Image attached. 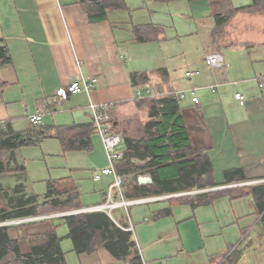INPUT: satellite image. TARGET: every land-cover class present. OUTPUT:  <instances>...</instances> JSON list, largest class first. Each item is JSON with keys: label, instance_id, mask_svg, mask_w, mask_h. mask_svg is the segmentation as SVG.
Segmentation results:
<instances>
[{"label": "crops", "instance_id": "crops-1", "mask_svg": "<svg viewBox=\"0 0 264 264\" xmlns=\"http://www.w3.org/2000/svg\"><path fill=\"white\" fill-rule=\"evenodd\" d=\"M131 1L125 0L127 8L124 10H108L106 20L90 22L79 0H0V45H5L10 57L9 63L0 64V123L4 124V127L0 125V140H8L9 136H6V134L10 135L17 132L23 135V133L29 130L33 131L30 135L36 137L32 145L0 148V193L6 203H13V197L23 194L28 197L36 196L38 202L46 200L47 195H51L50 198L52 199H59L60 202L66 201L69 193H55L52 188L47 187V181L67 177L71 178V176L49 178L45 180V191L42 194H35L27 186L26 167L20 151L21 148L26 146L40 145L45 140L39 136L40 128L50 125L64 126L91 122L87 109L89 97L86 94L79 93L62 98L61 100H58L55 96V91L58 88L64 87L77 79L80 74L84 77H96L98 79L96 87L90 94L94 102H115L111 113L110 130L118 133L123 138H139L145 122L149 119L147 117V113L149 115L148 108H138L140 105L139 101L142 99H135L134 92L136 87H149L151 89L153 96L145 98H156L162 95V93L151 88L156 84L164 88L169 87L172 92L186 89V87L176 85V79L171 78L170 73L165 67L145 70L138 66L136 57L140 50L136 47L140 44L154 42L155 40H163L165 38L163 26L165 28L167 26L161 22H153L147 18L151 13H155L148 7L151 0H134V3L130 4ZM261 1L262 3L264 2V0ZM187 2L193 21L201 20L204 23L212 21L216 29L224 30L220 36L215 35L211 40L210 38L207 40L208 44L205 54L212 52L221 53L219 51L220 47L235 48L241 46L246 47L249 55L252 52H264V35L261 36L264 33V3L259 10L243 12L237 10V8L248 6L253 3V0H193ZM228 13L232 15L224 23L216 24L215 16ZM149 24L156 27V31L150 33L151 38H156V34L159 33L160 38L147 42L137 41L133 27ZM237 27L242 32L247 27L255 29L256 34H254L253 40H247L248 43L239 41L236 36V33H238ZM161 28L163 29L161 30ZM221 55L223 56L222 53ZM223 60V65L215 69L213 73L211 72L212 75H210L212 77L208 75L199 76L201 73L198 69L185 70V72L188 70L193 71L191 79L196 78L195 83L191 86L198 87L199 104L192 103L190 97L186 96L179 101L180 113L190 137L192 150L205 153L213 167L214 159L212 158V154H215L217 157L223 152L221 131L225 129L226 132H229L231 145L235 148V161L237 164L236 166L225 168L222 172L241 168L247 181L255 180V182H258L264 180V91H261L256 86L254 78L258 73L254 74L253 81L251 79L239 82L229 81V64H225L224 56ZM259 60L264 63V54ZM251 61L253 62L255 59H251ZM79 62L80 64L78 65ZM185 72L183 76L188 80L189 78L185 76ZM133 74L145 75L147 79L140 81V78L137 77L138 80L133 82L131 79ZM211 79L213 80L211 81ZM214 81L220 85L213 91L208 87ZM249 82H255L254 85L257 91L246 96V91H242L238 86ZM231 90L233 91L232 96L237 106H241L242 108V114H239L238 118L228 121V119H224L219 104L222 97L224 99L229 97ZM235 93L245 95L244 104H240L236 100ZM207 95H209V98L205 101V96ZM212 95H217V105L214 107L209 106ZM35 113L42 114V124L37 127H31L26 122V117ZM221 119H224L226 124ZM21 120L26 123L27 128L29 126V130H26L27 128L22 130L13 128L12 125L14 127L19 125ZM130 132L135 134L139 132V134L137 136L135 134L130 135ZM91 143L92 148L88 151L89 154L87 153L91 166L89 169H91V181L96 183L97 186H93L92 188L90 203L85 204L87 201L80 199L82 187L78 183L79 181L73 179L75 185L74 192L77 193L78 197L76 201L79 203L77 208L42 215L36 214V216L39 215L37 221L30 218H36L35 215L14 218L17 221L25 220L21 222H26L27 220H33V222L21 225L27 229L23 233L19 232L18 235L16 233L14 236L9 234L10 237H24L26 233L43 232L52 228H55L57 232L60 226H64L66 228L65 232H61L62 234L60 235L57 232L60 237L61 247L68 239L71 241L67 236L68 227L64 221L65 216L78 213L103 212L119 228L131 232V239L136 244L142 264H145L144 259L146 256L145 254H141L140 250L144 253L142 245H145L146 242L144 241V237L143 239H138L137 237L135 224L131 220V209H128L130 206L148 205L160 201L173 203L180 196L212 191H227L236 188L234 186L237 185L235 183L224 184L223 174L222 180H217V186L215 187L196 189L199 191L193 193L191 191L195 190L184 191L182 189L175 193L142 197L143 200L138 204L129 205L126 208H114L110 210V214L102 210L92 211L91 208L106 201L112 178L109 175H103L100 179L94 178V174L106 165V157L101 142L95 133L91 136ZM122 145L124 150V142ZM62 156H65V154ZM132 161L137 164L144 163L140 160L133 159ZM3 166L7 168L21 166L22 168L16 172H6ZM126 175L127 177L123 180L124 182H128L132 178V173H127ZM146 176L151 178L150 174ZM210 188L214 189L208 191ZM113 194V198L117 200V193L113 192ZM224 196L219 197V199L217 198V200L215 199L212 203L215 204L218 201L219 205V202L228 198L227 201L230 202L231 210L236 219L234 224L238 225L239 218L237 216L240 215H252V218H256L257 222L259 221L254 197L248 195L253 200V208L249 212L237 213L236 210L238 209L235 206L233 208L232 203L240 198H231L230 195ZM241 198L244 199V197ZM170 207V205L164 204V206L152 209L150 212L152 219L156 220L171 215ZM189 207L191 208V218L197 226L199 236L204 240L203 236H205V233L203 232L201 235L199 227L204 225L203 221L207 218L201 212L207 213V211H204V208L200 210L196 208L197 206L192 208L189 205ZM166 208H170L169 214L157 216ZM63 211L67 212V214L63 213ZM114 211H119L120 220L115 218L113 215ZM198 214L201 217V222H199ZM211 215L218 219L220 217L219 208L216 210L213 207ZM149 219L150 217H144V222H149ZM173 221H175V218ZM136 224L140 226V230L143 228L141 221L136 222ZM31 230L32 232H29ZM241 233L244 234L243 231ZM178 235V230L171 229L170 231L160 232V239L165 242H174L176 245ZM139 242L141 246H139ZM249 243H247V246H249ZM23 244L28 246L24 240ZM177 245L181 248L179 243ZM175 249L173 253H184L183 248L179 250L176 246ZM199 249H205V245ZM64 251L66 264H132L114 256L103 246L97 247L90 253L78 254L73 250L71 241V247L66 246ZM236 252L235 261H230V256ZM239 260L238 247H232L228 253L224 252L221 254L215 252L212 255H207L206 260L202 259L206 264H238Z\"/></svg>", "mask_w": 264, "mask_h": 264}, {"label": "trees", "instance_id": "trees-1", "mask_svg": "<svg viewBox=\"0 0 264 264\" xmlns=\"http://www.w3.org/2000/svg\"><path fill=\"white\" fill-rule=\"evenodd\" d=\"M154 2L168 3L179 0H153ZM193 1V0H186ZM85 11L88 21L101 22L107 19L108 10H124L127 8L125 0H79ZM264 3V2H263ZM261 0L237 8L239 11L252 12L261 9ZM231 13L215 16L216 24L224 23ZM153 25L133 27L137 41L147 42L150 33L155 32ZM157 35V34H156ZM10 62L5 45H0V64ZM139 77L144 81L145 75L133 74L131 79L136 82ZM161 96L144 98L140 101L150 104L148 121L145 122L142 135L139 138L124 137L123 157L116 162V169L122 177V194L124 199L142 198L150 195H162L178 192V190H196L217 186L212 177L213 167L205 153L192 150L190 137L180 113L179 100L170 91L156 84L151 87ZM164 89V90H163ZM33 131L6 134L8 140H0V148H12L22 145H32L35 136ZM94 134L92 123L72 124L64 126H48L40 128L39 136L56 139L61 147L62 154L71 151H89L92 148L91 136ZM12 135V136H11ZM144 163L137 164L132 160ZM6 172L19 171L21 166L7 168ZM127 173H132L128 182L123 180ZM150 174L152 182L138 184L136 175ZM224 184L244 182L246 176L241 168L224 171ZM124 176V177H123ZM47 187L55 193H69L66 201L60 202L57 198H50L41 202L36 196L19 195L13 197V203L3 199L0 193V222L45 214L79 206L75 185L71 178L48 180ZM238 188V187H237ZM49 193V192H48ZM50 194V193H49ZM230 195L231 198H241L251 195L254 197L259 221L264 229V184L253 185L245 189H230L227 191H212L187 196H180L176 201L187 203L192 208L199 205L211 204L215 199ZM170 213V208L161 211L157 216ZM68 227L67 236L72 241L76 253H90L99 246L105 247L118 258L132 264H142L141 256L135 242L131 239V232L119 228L105 213H79L64 217ZM8 226L0 225V264H66L64 252L60 247V237L55 228L43 232L26 233L24 237H10ZM262 229V230H263ZM23 240L28 244V251L22 252ZM128 258V259H127Z\"/></svg>", "mask_w": 264, "mask_h": 264}, {"label": "rangeland", "instance_id": "rangeland-1", "mask_svg": "<svg viewBox=\"0 0 264 264\" xmlns=\"http://www.w3.org/2000/svg\"><path fill=\"white\" fill-rule=\"evenodd\" d=\"M133 3L134 0L130 2V4ZM148 7L155 13H151L147 18L153 22H161L167 27L165 28L163 26L164 29L161 28L165 33V38L163 40H155L154 42L140 44L136 47L140 50L136 57L138 66L145 70L165 67L170 73L171 78L176 79V85L186 87V89L187 87L189 88V86L192 87L191 85L195 83L196 80V78H193L189 81V79L187 80L184 78L183 74L187 69H198L201 73L199 76L208 75L209 77H212L211 72L213 73L215 70L210 69L204 62V58L207 55V53L205 54V49L208 44L207 40L209 38L211 40L215 35L220 36L223 34L224 30L216 29L212 21L206 23L201 20L193 21L186 0L171 1L168 3L154 2L151 0ZM237 29L238 33H236V36L241 42H247V40L252 41L254 34H256V30L253 28L247 27L243 32L239 27H237ZM262 35H264V33H262L261 36ZM157 38H160V33L157 34ZM220 48L219 51L224 56L225 64H229V81L239 82L248 81L250 79L253 81V77H255L254 74H259L264 70V63L259 60L264 52H252L249 55L244 46ZM248 57L255 59V61L252 62ZM212 80L213 79H211V81ZM254 83L249 82L239 85L238 88H241L242 91H246L245 95L248 96L257 91ZM232 94L233 91L231 90L229 97L226 99L222 97L219 104L224 119H228V121L233 118H238V115L242 114V108L241 106H237ZM208 98L209 95L205 96V101H207ZM216 98L217 95H212L209 106L214 107L217 105ZM139 104L138 108H148L147 111L149 112V103L139 101ZM224 119L221 120L226 124ZM26 122L30 124L28 122V116L26 117ZM12 126L17 130L27 128L26 123L22 120L19 122V125H16L15 127L14 125ZM26 130H29V126ZM134 134L135 133L130 132V135ZM138 134L139 132L135 135L137 136ZM229 135V132H226L225 129L221 131V136L223 137V152L217 157L215 154H212V158L214 159V173L212 174V177L215 182H217V180H222V171L225 168L236 166L237 164L235 161L236 151L231 145ZM44 139L45 140H43L40 145L26 146L21 148L20 151L26 167L28 188L35 194H42L45 191V180L60 176H71V180L74 179L75 181H79L78 183L82 187L80 199L82 201H87L85 204H89V200L92 198V188L93 186H97V184L91 181V169H89L91 166L88 158V151H82V153H80V151H71L65 153V156H62L63 154L60 144L56 139ZM117 150L122 151L123 145H118ZM78 170L81 171L75 172ZM235 184H237L234 186L236 189H245L249 186L264 184V181L255 182V180H248ZM227 200L228 198L223 199L219 202V205L217 201L215 204L199 205L196 207L200 210L204 208V211H207V213L201 212L202 215L204 216L205 214L207 218L203 221L204 225L199 227L201 235L203 232L205 233V236H203L204 240L199 236L197 226L191 218V208L188 204L178 201H173V203H169V201L167 203L160 201L148 205L141 204L132 207L130 206L128 209H131V220L135 224L137 237L138 239H143L144 237V241L146 242L145 245H142L144 253L140 250V253L143 255L145 254L146 256L144 259L145 264H206L202 259L206 260L207 255H212L215 252L221 254L224 252L228 253L232 247H238L240 255L238 264H264V229L262 228L260 221L257 222L256 218H252V215H240L237 216L239 218L238 225L234 224L236 219L231 210L230 202ZM164 204L171 206V215L153 220L151 217L152 214L150 213L151 210L164 206ZM232 206L233 208L234 206L237 207V213H247L253 208V200L246 196L244 199L240 198L235 200L232 203ZM213 207L216 210L219 208L220 217L218 219L211 215ZM118 212L119 211H114L113 215L120 220ZM63 213L67 214L65 211H63ZM35 217L36 218H30L37 221L39 215H35ZM144 217H150L149 222H144ZM174 218L175 221H173ZM21 221L25 220L17 221L13 219L6 222H0V224L12 227L8 229V234L14 236L15 233L18 235L19 232L23 233L27 229L21 225L33 222V220H27L26 222ZM138 221L142 222L143 228L141 230L139 229L140 226L136 224ZM199 222H201L200 215ZM171 229L178 230L179 235L177 236L176 245L174 242H165L160 239V232L170 231ZM65 231L66 228L64 226H60L57 229L59 235ZM241 231H243L244 234H242ZM29 232H32V230ZM248 242H250L249 246H247ZM178 243L181 245V248L184 249L183 254L173 253V250H176V246L179 250L181 249L178 247ZM204 245L205 249L200 250L199 248ZM66 246L71 247V241L69 239L66 243L61 245L63 251ZM139 246H141L140 242ZM21 250L22 252H27L28 246L21 243ZM236 255L237 252L232 254L229 258L230 261H235Z\"/></svg>", "mask_w": 264, "mask_h": 264}, {"label": "built area", "instance_id": "built-area-1", "mask_svg": "<svg viewBox=\"0 0 264 264\" xmlns=\"http://www.w3.org/2000/svg\"><path fill=\"white\" fill-rule=\"evenodd\" d=\"M205 64L212 70L218 69L223 65L224 60L223 56L219 52L208 53L204 58ZM80 62L78 63V65ZM185 76L189 79L193 77V71H186ZM257 87L264 91V72H261L256 75L254 78ZM98 83V79L96 77H84L80 74V76L65 85L64 87L58 88L55 91V96L58 100L62 98L69 97L71 95H77L79 93H84L89 97V102L87 105V109L90 114L91 123L94 128V133L99 138L105 157H106V165L100 168L95 174L96 179H100L103 175H109L112 178V183L109 186V191L107 192L106 201L102 204L96 205L91 208V210H102L107 214H110V210L116 207H124L126 208L129 205H134L139 203L140 199L136 200H126L122 194V177L118 173L116 169V162L123 157V151H118L117 146L123 144L124 138L118 133L112 132L110 130V122H111V113L114 108L115 102H94L90 94L92 90L96 87ZM220 84L214 82L208 88L210 90H215ZM198 87L192 86L185 90H180L177 92H172L175 97L180 101L186 96L190 97V100L194 104H199V98L197 94ZM235 98L240 104H244L245 97L241 93H235ZM153 96L152 91L149 87L146 88H135L134 97L135 99H143L145 97ZM42 114L35 113L28 116V122L33 126L37 127L42 124ZM2 127L4 124L0 123ZM1 127V126H0ZM264 181V180H261ZM259 181V182H261ZM199 190L191 191L196 192ZM113 192H116L118 195V199L115 200ZM188 192V193H191Z\"/></svg>", "mask_w": 264, "mask_h": 264}, {"label": "water", "instance_id": "water-1", "mask_svg": "<svg viewBox=\"0 0 264 264\" xmlns=\"http://www.w3.org/2000/svg\"><path fill=\"white\" fill-rule=\"evenodd\" d=\"M134 162V161H133ZM152 180L149 176H146V175H138L137 176V182L139 184H146V183H150ZM214 188H210L208 189V191L212 190Z\"/></svg>", "mask_w": 264, "mask_h": 264}, {"label": "bare ground", "instance_id": "bare-ground-1", "mask_svg": "<svg viewBox=\"0 0 264 264\" xmlns=\"http://www.w3.org/2000/svg\"><path fill=\"white\" fill-rule=\"evenodd\" d=\"M138 199L143 200V198H138ZM131 200H136V199H131ZM136 204H138V203H136Z\"/></svg>", "mask_w": 264, "mask_h": 264}]
</instances>
